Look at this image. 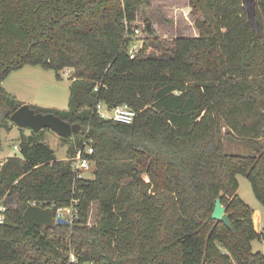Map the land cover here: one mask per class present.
I'll use <instances>...</instances> for the list:
<instances>
[{
	"label": "trees",
	"instance_id": "trees-1",
	"mask_svg": "<svg viewBox=\"0 0 264 264\" xmlns=\"http://www.w3.org/2000/svg\"><path fill=\"white\" fill-rule=\"evenodd\" d=\"M152 1L0 0V129L23 105L2 87L12 72L43 67L61 80L72 69L67 110L31 108L81 127L69 156L89 129L96 163L93 179L75 180L50 146L21 144L0 168V264H264L253 250L263 236L254 210L238 195L244 176L264 207V0L257 26L243 0H190L197 37H154L130 59L138 15ZM99 101L138 115L103 120ZM225 140L249 155L230 154ZM217 199L231 229L212 219ZM34 203L77 214L41 229L23 220Z\"/></svg>",
	"mask_w": 264,
	"mask_h": 264
},
{
	"label": "rangeland",
	"instance_id": "rangeland-1",
	"mask_svg": "<svg viewBox=\"0 0 264 264\" xmlns=\"http://www.w3.org/2000/svg\"><path fill=\"white\" fill-rule=\"evenodd\" d=\"M199 18L201 16L193 13L190 8V0H153L150 7L140 12L135 23V28L143 30V36L137 37L135 34L134 37L135 40H143L144 43L154 37L169 41L197 37L199 32L195 23ZM148 24L152 27L151 33L147 31ZM147 53H152V50L147 48ZM72 73V69H64L60 72L62 79L58 80L54 71L43 67L26 66L12 72L3 82L2 87L23 105L42 110H67ZM75 136L71 137L73 141L65 143L64 139L51 130H43L36 134L29 128L21 129L11 123L9 128L0 129V168L8 158L20 156L21 144L31 137L50 146L58 160L68 162L69 148L76 144ZM225 144L230 154L249 155L248 148L241 142L225 140ZM85 176L89 179L94 178L93 172H86ZM238 181V195L254 210V216L259 219L257 222L258 233L263 235L260 241L253 242V250L264 255V207L256 199L248 179L238 176ZM9 201L11 204L13 203L12 199ZM88 220L89 226H94L97 223L96 204L92 205Z\"/></svg>",
	"mask_w": 264,
	"mask_h": 264
},
{
	"label": "water",
	"instance_id": "water-1",
	"mask_svg": "<svg viewBox=\"0 0 264 264\" xmlns=\"http://www.w3.org/2000/svg\"><path fill=\"white\" fill-rule=\"evenodd\" d=\"M244 7L247 10L249 21L253 26H257L256 22V0H243ZM148 33L152 32L150 24L147 25ZM18 128H29L34 133L38 134L43 130H51L64 140L70 139L72 136L81 134V127L70 125L60 117L48 113H36L29 105H22L18 108L10 118ZM212 219L223 223L229 229L232 224L227 213L226 207L220 199H217L215 208L212 214ZM23 220L26 224H34L43 228H54L56 225H69L70 223L64 219H55L54 213L49 208H43L36 205H31L25 212Z\"/></svg>",
	"mask_w": 264,
	"mask_h": 264
},
{
	"label": "built area",
	"instance_id": "built-area-1",
	"mask_svg": "<svg viewBox=\"0 0 264 264\" xmlns=\"http://www.w3.org/2000/svg\"><path fill=\"white\" fill-rule=\"evenodd\" d=\"M134 35L137 37L143 36V30L139 28L133 29ZM144 41L139 40L129 50L130 59H136L143 50ZM97 91V89H95ZM96 114L103 120H114L122 124H132L138 113L127 104L119 105L113 108L107 107L103 102L99 101L95 108ZM89 129L86 131L83 147L74 156H69L67 161L71 164L75 180L89 179L85 176L86 172H93L96 169V163L90 158L94 154V140L88 136ZM5 200V199H4ZM4 200L0 201V225L6 222L7 206ZM33 205L38 206L36 203ZM76 205V202H75ZM49 208L54 213L55 219H64L69 223L73 222L77 214V210L72 206L71 208H56L55 205L40 206ZM72 263L76 262L74 255H71Z\"/></svg>",
	"mask_w": 264,
	"mask_h": 264
},
{
	"label": "crops",
	"instance_id": "crops-1",
	"mask_svg": "<svg viewBox=\"0 0 264 264\" xmlns=\"http://www.w3.org/2000/svg\"><path fill=\"white\" fill-rule=\"evenodd\" d=\"M253 220H254V224H255V226H256V230H257V232H258V229H257V222H258L259 219H257V217H255V216H253Z\"/></svg>",
	"mask_w": 264,
	"mask_h": 264
}]
</instances>
